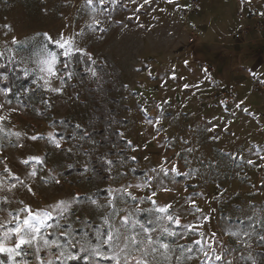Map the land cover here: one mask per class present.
<instances>
[{"label":"rangeland","instance_id":"1","mask_svg":"<svg viewBox=\"0 0 264 264\" xmlns=\"http://www.w3.org/2000/svg\"><path fill=\"white\" fill-rule=\"evenodd\" d=\"M191 9V0H106L102 7L98 0L91 6L85 0H0V51L5 53L0 65L7 63L17 76L9 86L0 85V116L6 117L0 124V201H9L0 202V220L10 214L23 218L25 205L52 211L48 223L54 227L42 229L49 240L66 244L60 235L64 231L96 244V230H109L105 217L113 230L142 235L139 225L159 229L163 214L156 208L171 204L169 213L179 216L181 224L164 223L177 236L153 233L174 249L170 264H181V256L182 264H202L194 243L198 231L205 233V242L215 233L214 246L233 264H251L249 256L264 264L259 239L264 235V90L254 91L256 81L264 88V55L249 46L236 52L229 45L245 24L237 17L236 1L198 0V15L185 17ZM45 33L53 39L73 37L89 56L74 54L66 60ZM45 44L58 53L64 83L53 78L51 87H62V92L48 90L40 79L37 65ZM99 63L119 72L123 87L115 95L126 121L118 128L127 145L106 158L112 161L108 180L107 175L90 178L94 149L107 148L93 147L85 138L93 108L88 69L98 73ZM5 78L1 72L0 81ZM18 82L20 89L9 98L10 85ZM33 169L36 177L30 176ZM12 184L16 187L9 191ZM129 185L136 200L109 192ZM60 201L72 205L63 215L53 211ZM193 224L203 227L189 232ZM25 251V258L34 261L33 250ZM85 255L68 264H89ZM0 262L11 264L3 254Z\"/></svg>","mask_w":264,"mask_h":264},{"label":"snow or ice","instance_id":"2","mask_svg":"<svg viewBox=\"0 0 264 264\" xmlns=\"http://www.w3.org/2000/svg\"><path fill=\"white\" fill-rule=\"evenodd\" d=\"M98 2L102 7L106 0H98ZM113 2H115V0H113ZM150 2L151 0H144L145 4ZM168 2L174 3L175 0H168ZM247 2H250V0H247ZM85 3L87 6H91L93 5L94 0H85ZM261 15H264V13H261ZM93 19L94 22H96L95 17ZM4 27L11 31L10 25H4ZM44 35L49 43L55 44L56 47L61 50L59 55H62L66 60H71L74 54L89 56V54L84 51L71 36L66 37L63 34H60L59 38L53 39L48 33H45ZM11 43L16 44L17 41L12 40ZM4 55L5 53L0 51V58H3ZM59 63L60 60L58 53L50 51L47 44H45L40 51L37 66L39 72L43 73V75L40 76V79L44 81V86L48 90L54 92L63 91L62 87H51V81L53 78L59 79L61 85L64 83V81L60 79V73L57 68ZM0 67H2V65H0ZM68 67L69 64L65 63L64 68ZM88 71L91 73L92 77L97 76L95 69L90 68ZM69 78H71V73H69ZM185 87L187 88L188 85H185ZM0 107H3V105H0ZM245 111H247V109H245ZM5 119L6 117L0 116V124H2ZM77 127H79V125H77ZM2 131L4 130L0 127V132ZM14 135L19 138L21 134L16 132ZM121 135H123V133H121ZM31 139L36 140L37 137L32 136ZM50 139H53L57 148L61 146L59 141H55L52 137H50ZM69 151H71V149H69ZM261 158L264 159V157ZM31 159L42 163L38 157H32ZM24 163L28 164L29 161L25 160ZM107 163L111 165L112 161L108 160ZM248 163L253 162L249 160ZM161 170L165 174L168 172L167 168L162 167ZM5 171L13 180L19 181L20 177L13 174L10 169L5 167ZM153 171H155V169ZM30 176H37L35 169L31 171ZM56 182L59 183V181ZM146 183H150V180L146 181ZM15 187L16 184H12L9 191ZM131 187L133 186L129 185L127 188L116 190L109 189V192L116 191L126 193L132 200H136L137 197L133 196L129 191ZM136 187L142 186L137 185ZM28 191L35 194L31 187L28 188ZM163 191L167 192L170 191V189L164 188ZM153 195H155V193H153ZM114 198L115 197H113V199ZM73 199L78 201L79 197L77 196ZM0 202L4 204L9 203L7 199ZM91 203L100 207L96 200H92ZM109 203H111V201ZM152 203L155 205L156 201L152 200ZM71 206V202L60 201L53 206V211H59L60 214L63 215L70 210ZM171 207V204L157 207L156 211L163 214L158 218L160 228H148L144 225H139L142 230V235L141 233H133L128 230L122 232L120 228L113 230L109 219L105 217L103 223L104 225H108L109 230L106 234L99 229L96 230V244H92L91 241L87 239H77L70 233L61 231L60 235L67 238V243L64 244L59 239L49 240L47 234H42V229L54 227L48 223V221L53 218V212L47 210L33 211L30 206L25 205L23 209V218L21 214H10V219L0 220V254L6 255L10 259L11 264H68L70 261L80 259L81 254H86L83 258L88 261L89 264H101L103 261L111 262V264H165V262H169L170 264V258L174 254V249L169 243L154 238L153 233L159 232L160 235H166L173 238L177 236V233L168 228L164 223H172L178 226L181 224L179 216H174L169 213ZM196 211L199 212L201 210L196 208ZM128 223V217L125 216L123 218L122 226L127 229ZM201 227H203V225H189L188 231H198ZM198 235L200 239L195 240L194 243L199 245V251L204 257L202 264H233L231 259H226L222 250H218L217 247L214 246L216 243L215 233L211 234L212 239L207 242L203 240V237L205 236L204 232L198 231ZM229 235L238 236L239 233L232 232L229 233ZM259 239L264 241V235H261ZM246 246L250 247L251 245L248 244ZM178 247L181 249L184 248L183 245H178ZM29 248L33 250L32 255L34 256V261H29L25 258L28 255L25 249ZM105 248L107 251L104 250ZM73 249H78V251L74 252ZM187 251L190 252L192 249L188 248ZM42 252L46 253V255L42 256ZM178 259L181 260L182 264V256L178 257ZM188 259H191V257H188ZM248 259L251 260V264H256V261L252 259L251 256H249ZM0 264H3V262H0Z\"/></svg>","mask_w":264,"mask_h":264},{"label":"trees","instance_id":"3","mask_svg":"<svg viewBox=\"0 0 264 264\" xmlns=\"http://www.w3.org/2000/svg\"><path fill=\"white\" fill-rule=\"evenodd\" d=\"M13 68V67H12ZM98 73L96 77L90 80L91 85L88 86L93 108L88 120V130L85 135L86 141L93 147L96 145L101 146L105 151L94 152L92 159L91 172L92 176H102L107 180L110 177L109 170L111 165L106 162V158H110L115 154L116 148L126 146V140L120 137L119 126L126 123L120 118L118 103L120 102L116 92L123 87L119 72L115 67L104 66L102 63L97 65ZM17 70V69H16ZM7 74L5 81H0L2 87L9 86V83L15 82L17 78L16 73L10 69L6 63L0 68V73ZM18 72V71H17ZM20 72V71H19ZM86 75L84 74V77ZM7 80V81H6ZM20 89L19 82L16 86L10 85L11 93L8 94L12 98L16 93V89ZM123 155L126 154L124 149L120 151Z\"/></svg>","mask_w":264,"mask_h":264},{"label":"built area","instance_id":"4","mask_svg":"<svg viewBox=\"0 0 264 264\" xmlns=\"http://www.w3.org/2000/svg\"><path fill=\"white\" fill-rule=\"evenodd\" d=\"M238 3V19L242 22H245L240 31H238L234 35V40L237 42H246L249 41L251 33L253 32L259 38L264 39V18L261 15L262 11L259 6L256 4V0H235ZM192 9L189 12L185 13V17H187L188 13H193L198 15L196 10V5L198 4V0H191ZM264 90L259 84L258 81L254 84V91L261 93Z\"/></svg>","mask_w":264,"mask_h":264},{"label":"crops","instance_id":"5","mask_svg":"<svg viewBox=\"0 0 264 264\" xmlns=\"http://www.w3.org/2000/svg\"><path fill=\"white\" fill-rule=\"evenodd\" d=\"M256 4L259 6V8L262 11V13H264V0H261L260 2H257ZM237 5H238V3H237ZM263 18H264V15H263ZM244 25H246V23ZM233 38H234V36H233ZM249 39H250L249 41H246V42L244 41V42H241V43H238V44H235V43H237V41L233 39V42H230L229 45H231L232 48H234V50L236 52L240 51L243 48H246V46L247 47L249 46V47L252 48L253 51H257V50L262 51V54L264 55V39L258 38V36H256V34H254L253 32L251 33V36H250ZM262 45H263V47H261Z\"/></svg>","mask_w":264,"mask_h":264}]
</instances>
